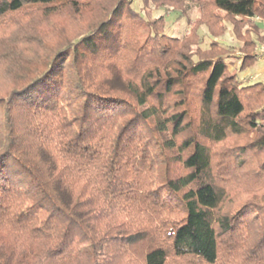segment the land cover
Listing matches in <instances>:
<instances>
[{
  "label": "trees",
  "instance_id": "trees-1",
  "mask_svg": "<svg viewBox=\"0 0 264 264\" xmlns=\"http://www.w3.org/2000/svg\"><path fill=\"white\" fill-rule=\"evenodd\" d=\"M262 21L264 0H0V264H264V83L237 74Z\"/></svg>",
  "mask_w": 264,
  "mask_h": 264
},
{
  "label": "rangeland",
  "instance_id": "rangeland-1",
  "mask_svg": "<svg viewBox=\"0 0 264 264\" xmlns=\"http://www.w3.org/2000/svg\"><path fill=\"white\" fill-rule=\"evenodd\" d=\"M148 13L150 14L149 16H158L165 14L167 19V26L165 31L166 33H169L171 35L182 36L188 27L186 19L177 21L175 15L176 13L173 11L172 12L170 10L167 11L166 9L163 8H151L148 10ZM262 24L264 29V21H262ZM201 32L204 36L205 43H210L213 40V37L207 33L205 27L201 28ZM223 38L227 40L230 43V45L235 44V41L233 40L230 33H226L223 36ZM262 45H264V43ZM237 54L240 55L241 53L238 52ZM237 74L240 78L248 76L251 82L262 81L264 83V57L261 59H257L253 65L248 66L243 70H238Z\"/></svg>",
  "mask_w": 264,
  "mask_h": 264
},
{
  "label": "built area",
  "instance_id": "built-area-1",
  "mask_svg": "<svg viewBox=\"0 0 264 264\" xmlns=\"http://www.w3.org/2000/svg\"><path fill=\"white\" fill-rule=\"evenodd\" d=\"M258 58L261 59L264 57V45H262L258 50Z\"/></svg>",
  "mask_w": 264,
  "mask_h": 264
}]
</instances>
